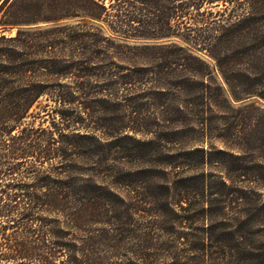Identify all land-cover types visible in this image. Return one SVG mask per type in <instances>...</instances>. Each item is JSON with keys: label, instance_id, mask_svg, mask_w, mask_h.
<instances>
[{"label": "trees", "instance_id": "1", "mask_svg": "<svg viewBox=\"0 0 264 264\" xmlns=\"http://www.w3.org/2000/svg\"><path fill=\"white\" fill-rule=\"evenodd\" d=\"M239 3L244 13L232 14ZM68 19L77 20L70 44L52 38L65 29L33 27ZM13 29L15 36L6 35ZM63 47L102 60L125 51L158 50V60L181 62L188 76L163 85L189 96L199 94L202 108L193 119L203 130L212 121L206 108L222 109L229 103L215 72L234 101H264V0H3L0 264H107L114 257L117 264H150L160 250L171 253L166 264H192L179 248L188 235L176 225L193 221L196 211L210 224L203 230V242L188 249L190 255H200L206 264H264V119L240 116L229 127L238 137L245 125L248 144L262 141L259 156L198 146L163 153L166 141L125 134H147L144 110L133 111L136 117L127 122L110 118L120 108L101 96L103 91L93 94L100 78L93 76V68L77 66L58 51ZM201 54L216 62L215 70ZM52 89L56 94L50 96ZM46 97L59 106V120L51 123L54 130L36 128L32 121L34 108ZM185 110L178 107L175 117L169 113L165 120L182 122L189 118ZM92 130L111 138L102 139ZM127 158L142 167L117 166ZM218 164L225 177L176 172L171 182L165 178L167 170L160 169L199 170ZM121 188L126 196L119 193ZM228 217L233 223L216 222ZM157 229L160 234L155 235ZM257 235L259 243L252 239ZM172 236L179 244L168 241Z\"/></svg>", "mask_w": 264, "mask_h": 264}, {"label": "rangeland", "instance_id": "2", "mask_svg": "<svg viewBox=\"0 0 264 264\" xmlns=\"http://www.w3.org/2000/svg\"><path fill=\"white\" fill-rule=\"evenodd\" d=\"M2 1L3 0H0V3ZM221 8L222 7L220 6L213 9L214 14ZM244 10L245 9L243 3H239V6H237V10L232 14H242L244 13ZM219 18L220 17H217L216 19ZM82 22L87 21L84 20ZM76 25L77 20L68 19L57 24L43 23L33 27H40L44 31L48 29H55L57 27L65 29L63 30V34H53L52 38L56 39V41L59 42L65 40L67 44H70L69 38L73 35ZM16 33L17 29H13L10 32H6V35L15 36ZM148 44H152V42H149ZM58 51L73 58V61L77 64V66L93 68L91 70L93 76H97L98 78H100L98 79V82H101L99 83V86L97 85V87L92 88L93 94L103 91V93L100 95L105 96L111 101L115 102L117 108H120L121 110L112 114L110 118H120L121 120L123 119V121L125 120V122H127L129 120H133L134 116L136 117L135 113L133 114V111L139 109L144 110L146 116V122L144 126L148 131L147 134H135L131 131H127L125 134H128L130 137L137 140H156L158 138L162 139L166 141L162 143L163 147L161 148V152L163 153H179L184 148L189 149V147L191 148L194 146H198L203 147L206 150H225L233 152L235 154H242L243 150L247 151L246 154H254V156H259V154H262L260 150H257V148H259L262 144V141L257 143L254 141L253 143H247V138L249 136H246L245 134L247 131V129L245 130L244 128L245 125H243L241 128L243 134L238 137L230 134L229 127L236 125L239 121L238 117L240 116H248L254 114L261 119H264V113L255 109H264V101L257 97L249 98L241 102L234 101L217 72H215V76L217 77L219 84H221V86H223V88L225 89L229 103L225 104V107H222V109L206 108V110L208 111V115L212 116V121L208 124V129L203 130V125L199 123V121L195 122L193 119V115L197 113V110H200L202 108L200 106L201 102L199 99V94L191 93V95L189 96L181 93L174 88H171L169 85V88L166 87L167 85H163V83L167 84V82H174L175 80H181L188 76L184 68L179 66L181 62L171 63L170 59L168 61L158 60L157 58L160 56L158 50L145 51L140 54H134L135 52L125 51L126 53L118 56L117 58L114 57L113 59H110L106 57L104 58V60H102V57L97 58V56L91 53L80 56L78 54H73V49H71V47H63ZM201 56H203V59L211 66L213 70H215L216 62L206 55L201 54ZM67 81H72V79ZM115 82H120V84L118 83V85H115V87L109 86L110 84H115ZM55 91V89H52V93H50V96L56 94L54 93ZM50 98H43L40 102V105H38L33 110L34 115L36 116V120L32 119V121L35 122L36 128L41 126L43 128L53 129V127L51 126L53 119L56 118V121L59 120L56 113V110H58L59 106L55 102L49 100ZM193 99L195 100V102L190 103V101ZM252 103H255V108L247 106ZM182 106L186 108L185 112L188 113L187 115H189V118L184 119V121L182 122L180 121L176 123L172 121V119L170 121L165 120L168 116L167 114L169 113L170 118H174L176 115L175 109ZM111 109H113V107ZM138 127L139 125L137 124L134 126V128ZM175 128H178L180 131L178 133L172 132V130H174ZM92 131L96 136L102 139L109 140L111 138L110 136H106L105 133L101 131ZM81 132L84 133L85 131L82 130ZM55 136L58 135L55 134ZM169 140L171 142H167ZM125 143L129 144L130 146H134L135 144V142H132L131 140H128ZM251 147L256 148V153L254 151H249L248 148ZM117 166L125 170H136L142 167L140 163H136L134 161V158L124 159L123 161H121V163H117ZM160 169L167 170L168 176H165V178H167V180L171 182L177 179L178 174H176V172H179V174L182 176H192L203 171L209 175L212 174L218 177L226 176L225 172L223 171L224 169H222V166L220 164H218V166L204 168L202 167L199 170H183L181 168L174 170L171 168L169 169V167L166 166H163ZM219 181L220 180L218 178L217 182ZM239 184L241 185V183ZM119 193L123 196H126V191L123 188L119 190ZM193 214H196L193 217V221L185 223L184 226L176 225V227H179L178 232H182L188 235L186 240L182 239L183 244H180L179 248H183V251L181 252L182 255H184L186 259L192 262V264H206L203 259H201L202 257L200 255H195L192 253L190 255L188 249L194 243L203 242V230H205L204 228L207 227V225H209L210 223L205 222L202 219V216L197 214V211L193 212ZM227 219L228 220H219L216 222L218 223V225H222L224 223H233L231 217H228ZM144 221L147 222V220ZM145 222L144 224H146ZM3 224V221H0V228ZM168 225L170 226V224ZM153 233L155 235L160 234L158 229L154 230ZM252 239L253 241L256 240V243H259V241L262 240L260 237L258 238V235L253 237ZM168 241L173 245H176L177 243V239L175 236H172ZM154 243L156 250L161 248L160 244H157L156 241ZM113 252L115 253L116 251ZM168 253L169 251L167 250L165 252L162 250L158 251L157 254L159 256L150 261V264H166L170 262L169 260H167ZM177 253H179V251ZM115 254L123 253L119 252ZM193 256L196 258V260ZM186 259H183V261ZM118 261L119 259H117L116 257L109 258L107 264H117Z\"/></svg>", "mask_w": 264, "mask_h": 264}]
</instances>
